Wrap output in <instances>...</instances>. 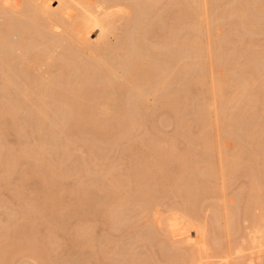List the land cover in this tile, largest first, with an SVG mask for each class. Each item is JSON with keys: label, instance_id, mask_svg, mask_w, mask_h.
I'll return each instance as SVG.
<instances>
[{"label": "bare ground", "instance_id": "obj_1", "mask_svg": "<svg viewBox=\"0 0 264 264\" xmlns=\"http://www.w3.org/2000/svg\"><path fill=\"white\" fill-rule=\"evenodd\" d=\"M54 1L56 2V0H54ZM70 1L69 0H61L60 3L62 5L66 6L67 5L66 3L69 4ZM161 1H163V0H96L95 4L97 6L94 7V9L91 11V14L89 16L86 14L82 15V13L78 14V15H80L78 17L79 18L78 24H79V21H81V20L83 21V23H84V21L86 22V20L88 22L87 18H89V17H93L94 20H93V18L89 19V20H92V22L93 21L94 22L93 23L90 22L89 25H86V27H82L81 30L78 27L79 30L78 31L76 30V33L74 34V31H75L74 29H73V33H71V31L67 30L68 28H66V26H65V25H67L66 23L68 21L66 22V19H64V18H57V16H59L57 14H55V15H57L56 18H53L54 16H52L53 19H49V18L45 19L46 17L45 18L42 17V19H41V16H40V18L38 17L39 16L38 15L39 13H37V12H39L38 10L42 11V9L44 10L45 7H47V6L49 7V5L52 4V3L50 4L49 0H5V1L0 0V77L3 78V80L1 79L2 80L1 86H3L2 90L4 92L3 94H5V95L11 96L12 94H14L15 96H17V94L14 92L21 94V95H18V96H21L20 99L19 98H18V100L12 99L13 101H10L11 102V103H9L10 106L7 104L8 105L7 107H4V106L2 107L3 104L1 105L2 108L0 107V119L5 118L6 116H10L12 119H8V120H10V121L13 120L15 122V121H17L16 119L18 117L19 112H21V110H24V112H27L28 114H32V115L34 114V116H32V117L35 120V126L37 128L38 133H41L42 135H44L43 132H45V133L49 132V133H47V137H48V138L46 137L47 140L48 139L52 140L51 138H53L54 142H55V139L58 140L59 136L60 137L64 136L69 141L72 137H74L75 134H73V133L76 130L77 131L78 130H81V131L82 130H85V131L86 130H93L92 132H94V134L98 133L100 137L104 136L103 139L105 138V140H106L105 136H107L106 134L108 131L107 130V126H108L107 124H109L108 122H111L110 121L111 119H113V118L115 119L116 116L118 118H123L124 115L125 116L128 115L129 119H132V120L134 119L133 122H135V124L134 123L133 124L136 126V123L140 119H135V118H137L139 116H140V118H142L141 116L145 112L148 111V109L150 107H148V108L144 107L147 105V103L145 105H139L138 104L139 107L138 106L136 107V105L132 104V102H134V100H137L139 98L138 95H139L140 91L142 94L144 92L143 95H145V96L148 94L147 98L151 102V104L153 102H155V103L161 102L162 103L163 100L166 101V102H163V103H166L165 106L169 110H171V112L174 116L178 117L177 116L179 114L178 110H179V108L181 110L180 106L183 102H185V100H186L185 96L187 93L186 94L185 93L179 94V92H178L175 94V97H173V98H170L169 94H171V91H172L174 85H176V86L177 85H184V83L188 82L187 81L188 76H189L188 67H190L189 66V60H191L190 57L193 59L191 64L196 63L197 59H199V58L201 59V57H202V56L201 57L199 56V53H202L203 58H204V54L206 52H208L207 51L209 49L208 47H211L212 45H209L210 44L209 42H205L206 40H209V39L199 38L200 35L198 34V32L197 33L193 32L199 28L198 27L199 24H198V26H195V23L197 25V21L201 22L202 19L201 20H199V19L202 18V16L198 17L199 19L194 18V20H196V19H198V20L197 21L192 20L195 23L192 22L194 25L193 24L191 25L189 22V17L191 18L195 11H193V12L189 11L190 8H188V6H187V1L183 0V2H180V3L178 2L177 4H174L173 7L170 6V8L172 7V9L169 10V12H170L169 15L172 16V17H170V20H172L174 22V23H171L172 21L170 22L171 24H173V25H171L172 26L171 27V29H172V32H171L172 37L171 38L172 39L169 40L170 41L169 43L167 42L168 43L167 45L166 44L164 45L166 47L167 51L166 52L163 51V52H161V54H159V56H155L149 48V43H147V40H148L147 36L149 34L148 33L149 31H151L152 29L155 30V28L157 29V27H152L150 25L151 24L150 22H151L152 18L154 19V17H156L157 12H155V11H157L156 10L157 5H160ZM203 1L201 2V0H200L202 5L204 3ZM84 2H87V0H85ZM90 2L92 3L91 0H90ZM93 2H94V0H93ZM205 2H207V1H205ZM241 2H242V0H241ZM252 2L250 0H248V3H246L247 6H248V4L251 5V3L254 4V9H256L257 16L260 15L261 17H264V0H253ZM87 3H89V2H87ZM87 3L85 4V6L87 5ZM192 3L191 4L193 7L195 3L194 2H192ZM199 3H198V6L200 5ZM73 4H70L71 7L74 6ZM235 4L237 5L236 2H235ZM75 5H76V3H75ZM88 5L90 8H93L92 6H90V3ZM202 5H200V6L202 7ZM229 5H227L226 8ZM232 5L234 6V3ZM232 5L229 7H232ZM195 6H197V4ZM200 6L198 8H201ZM251 6L248 9L249 15H251L249 12L251 10H253V9H250ZM159 7H161V6H158V8ZM242 7L243 6L239 7V8H241V10H239V8L236 7V8H238V10L233 9V13H232V11H230L231 15L234 16L236 14V16L239 15L241 17L246 15V17H247V14H246L247 11H245V9H242ZM65 8L67 9L70 7L69 6L63 7V9H65ZM218 8H220V7H218ZM245 8H248V7L245 6ZM61 9H62V7H61ZM47 10L49 11V9H47ZM45 11H46V9L44 10V12ZM51 11H52V9H51ZM197 11L200 12L201 9H197ZM220 11H221L220 13L222 14V10H220ZM226 11H227V9H226ZM70 12H71V9H70ZM81 12H82V10H81ZM85 12H87V9L85 10ZM191 12H192V16H189V14H191ZM89 13H90V11H89ZM202 13H203V11H202ZM220 13H219V15H220ZM59 14H62V12H60ZM67 14H69V12ZM71 14L73 15V13H71ZM48 15H51V13L47 14V17H48ZM209 16H211V15H209ZM222 16L224 17V15H222ZM260 16L258 17L259 19H260ZM73 17L75 19L76 15L75 16L73 15ZM226 17L227 16H225V18ZM254 17H255V15H254ZM69 18H72V17H69ZM217 18H219V17H217ZM244 19H242V21ZM248 19H250V17ZM221 20H222V18L220 17V21ZM249 21L252 22V19ZM76 22H77V20H76ZM153 22H154V20H153ZM245 22H246V20L243 21V23H245ZM255 22L252 23L254 26H256V24H254ZM260 22L261 21H258V25L260 24V26H261V24L264 22V18H263L262 23H260ZM247 23H245L244 25H246ZM69 24L72 26L74 23L70 21L68 23V25ZM123 24H124V26H123ZM161 25H163V24H161ZM200 25H201V23H200ZM238 25H240V24H238ZM241 25H242V23H241ZM249 25L251 26V24H249ZM51 26L52 27L54 26L53 29ZM83 26H85V25H83ZM125 26H126V30L124 31V33H125L124 34L122 32V30H124ZM191 26H193V27H191ZM194 27L196 28L195 30H194ZM262 27L263 28L261 30H264V26H262ZM192 28H193V31H190V29H192ZM207 29H208V27H207ZM245 29H246V27H245ZM247 29H249V28H247ZM118 30H121L122 34H124L123 36H121V38L123 37V39L121 40V38H120L117 41V38H116V42H114L115 45H114V47H111V48L122 51L123 55L119 56L117 59H114V57L107 59L106 57L104 58L102 56L104 58L102 60H101L100 55H99L98 57L100 58V60H97V62L93 61L94 63H92V62L87 63L85 61V59L86 58L89 59L87 56L88 55L90 56L91 54L92 55L90 57H93L92 52H94V51H91V49H90L91 47H89L92 45H89V46L83 45L85 39L88 38L87 40H89L91 37H94L96 40V48H97V50H95V51H100L101 49L102 50L105 49L107 51V49H106L107 46L112 45L111 44L112 42H110L111 38L112 37L114 38V35H117L116 32ZM133 30H134V32H133V34H131V31H133ZM220 30H221V28H220ZM97 31L100 32V34L98 33L99 34L98 36L95 35V33ZM53 32H55V33H53ZM155 32H156V30H155ZM203 32H205V29H203ZM13 33L14 34L17 33L20 35V38L15 37V39H14L15 41L16 40L18 41V42L16 41L17 43L14 40L12 42L10 41V40H12L11 37L13 36L12 35ZM237 33H239V32H237ZM255 33H256V31H255ZM53 34H54V36H53ZM55 34H57L59 36H56ZM249 34H250V32H249ZM262 34L263 33H261V35ZM157 35H158V33H157ZM192 35H193V37H192ZM9 36H10V38H9ZM55 36H56V38H55ZM133 36H134V38H133ZM208 36H209V34H208ZM245 39H247V38H245ZM91 40H93V39H91ZM113 40L115 41V39H113ZM202 42H205V44L204 43L202 44ZM94 43H93V45H94ZM108 43H110V44H108ZM206 43L207 44L209 43L208 46H206L207 48L204 46V45H207ZM90 44H91V42H90ZM94 46H92V47H94ZM164 46H162V47H164ZM229 46H230V44H229ZM37 47H38V50H37L36 54L34 53L35 54L34 57H32L30 59L29 58V57H31V55H30V56H28V61H25L24 57L27 54H31L32 50L36 51L35 48H37ZM191 48H193L192 49L193 52L196 51V53L198 54L196 56H199V57H197L196 61L194 60L195 54H194V57H192L191 54L190 55L188 54L189 59L187 58V53H189L188 51ZM220 48H221V46H220ZM56 49H59L61 51L58 50L55 53ZM205 49H207V50H205ZM108 50H109V48H108ZM110 50H112V49H110ZM117 50H115V51H117ZM161 50H164V49H161ZM192 50H190V53L192 52ZM204 50L206 51L205 53L202 52ZM106 51H104V52H106ZM57 52H58V55H57ZM89 52H91V54H89ZM102 53L103 52H101V54ZM110 53L112 55L113 52H110ZM94 54H95V52H94ZM114 54H115V52H114ZM222 54H224V53H222ZM263 54H264V51H263ZM257 55L255 58L258 57ZM208 56H210V55H207V57ZM254 56H255V54H254ZM98 57H97V59H98ZM157 57H161L160 61H162V60L163 61L159 62L157 60V62H159V63H156V59H158ZM205 57H206V54H205ZM261 57H262V55H261ZM261 57H259V59ZM26 58H27V56H26ZM203 58H202V60H203ZM210 58H208V59H210ZM244 58H246V57H244ZM74 59H75V61H74ZM90 59H92V58H90ZM200 59H199V62L201 63L202 60L200 61ZM251 59H253V58H251ZM262 59L263 58H261V60ZM14 60H18L17 61L18 64L20 61V64L18 67H13V65L11 64L12 61H14ZM57 60L62 61V64L59 66H63V67H60V69L62 70L65 67L63 70L66 69V72H64V71L62 72L59 70V72H56L57 74L53 73V74L49 75L47 78L44 77L43 79H41V81L39 83H38V81L37 82H34V81L33 82H29V81L25 82V79H24L23 84L18 83L21 86L16 84L17 83L16 80H18V78H20L19 75L22 74V76H24L23 74L25 72H29V70L31 69V67H33V65L40 64L41 65L40 67H43V66L46 67V66L51 65L54 61H57ZM92 60H94V58ZM95 60H96V58H95ZM212 60H213V58H212ZM253 61H251V62H253ZM246 62H245V64H246ZM160 63L161 64L163 63V65H161ZM249 63L250 62L248 61V64ZM196 64L199 65V63H196ZM239 64H240V62H239ZM245 64L243 65V67H245ZM262 64H264V62H262ZM16 65H17V63H16ZM254 66L256 67L257 64L255 63ZM203 67L204 66H202V68ZM263 67L264 66H262V68L259 70L256 68V70L259 72H257L255 70V72L253 71L254 72L253 73L251 71L253 74L252 75L250 74L249 78H246L244 81L242 80L241 81L242 83L239 82L241 84L237 85V89H238L237 91L242 92L243 94L246 92L249 94L248 91H252L259 84V82H257V81H259L257 74L261 76L262 86H264V68ZM189 69H191V68H189ZM229 69H231V68H229ZM247 70H248V68H247ZM256 72H257V74H256ZM75 73L78 74L77 78H74V76L76 75ZM25 74H27V73H25ZM200 77H199V79H196L198 85H201L207 81V80H205V78H202L203 76L201 78ZM215 77H216V75H215ZM35 78H37V77H35ZM71 78L74 80H72ZM208 78L209 77H207V79ZM209 80H208V82H209ZM216 80H218V79H216ZM22 81H23V79H22ZM220 81H221V79H220ZM79 85H82V86L79 87ZM213 85H214L215 89L212 86L213 87L212 89H214V91L213 92L210 91V92H212L214 94H213V96H211V97H213L211 102H213V104H214L215 100L218 98V102L222 105V106L221 105L218 106L219 103L216 102L217 106L219 107V108H217L218 110H221L222 109L221 107L227 106V108H228V106H231L230 104L236 103V100L232 99V98H234V96L233 97L231 96L230 97L231 99H228L226 97V95H224L225 94L223 91L224 90L223 89L224 84L217 82L215 84L213 83ZM229 85H231V84H229ZM259 87H261V86L259 85ZM142 88H144V89H142ZM212 89H210V90H212ZM228 89H229V86H228ZM239 89H241V90H239ZM150 91H151V95H150ZM256 91H257V89H256ZM215 92H216V95H215ZM154 93L156 94V96L153 95ZM160 93H161V95L163 94L162 97H160L157 100H154L153 96L158 97L157 95ZM208 94L210 95V93H208ZM239 94H241V93H239ZM256 94H257V92H256ZM260 94H261V91H260ZM5 95H3V96H5ZM145 96H144V98L142 97L143 100L145 99ZM258 96H259V93H258ZM258 96H256V97H258ZM262 96H264V95H262ZM6 97L7 96H5V98ZM211 97H210V100H211ZM248 97H249V100H251L250 102H252V104L249 102L250 105H253L258 101H262V103H260V104H263V101H264L263 99L258 100V98H255V96H251V97L248 96ZM12 98H15V97L13 96ZM203 98H204V96H203ZM9 99L10 98L8 96V100ZM142 99L138 100L136 102L140 103L139 101H141V103H142ZM0 101H1V98H0ZM161 103H159V104H161ZM247 103H248V101H247ZM162 105L164 106V104H162ZM162 105H160V106H162ZM240 105H242V104H240ZM256 106H258L257 103H256ZM64 107H68V111H65L66 108H64ZM240 107L241 106H238V105L236 106V108H238V110L241 112L242 107L241 108ZM246 107H247V105H246ZM260 107H261V105H260ZM61 109L63 110L62 112H60ZM214 109H215L214 112H216V107ZM250 109H251V107H250ZM262 109L264 110V108H262ZM225 110H226V108H225ZM234 110H235V107H234ZM238 110H237V112L236 111L235 112L238 113ZM254 110L256 111V109H254ZM142 111L144 112L143 114H141ZM223 111L224 110H222V112ZM229 111L232 113L233 116L235 115V114H233L234 112H232V110H229ZM118 112L120 114H118ZM256 112H259V114H261L260 110L259 111L257 110ZM212 113H213V111H212ZM226 114H229V113L226 112ZM245 114L250 115L248 113H245ZM145 115L146 114H144V117H145ZM247 115H244L245 116L244 118L248 119ZM252 115L256 116L257 114H252ZM215 116H218V115L215 114ZM237 116L239 117V114ZM237 116L235 117V119L237 118ZM228 117L229 116H227V118ZM7 118H9V117H7ZM201 118H204V117H201ZM240 118L241 117H239L238 119H240ZM244 118L242 117V120H240V121H243ZM252 118H255V117L253 116ZM252 118L249 121V129H250V127L254 126V127H252V130L247 129V127H248L247 123H246L247 127L245 126L246 128H244L242 126L244 123L241 122L242 123L241 126L238 125V123L240 124V121L238 119H237L238 123L234 120L233 121L235 122V124L237 123L235 125V127L239 126V127L244 128V130L247 129L248 131H251L250 134H249V132H247V130L244 131L246 133V135L251 136L252 139L255 138V136H256V138L260 137L259 139H261V141H262V138H263L262 135L264 136V112H262L260 117L257 119V120L260 119L262 122L260 120L257 121L256 120L257 117L255 118V120L258 123L260 122L261 124L256 125L257 122L254 119L252 120ZM178 119H180L182 126H184L186 124L185 120L183 119V115L180 116ZM3 120H5V119H3ZM28 120H29V118H28ZM211 120H212V118H211ZM211 120L209 119V121H211ZM213 120H215V119H213ZM222 120H227V119L224 118ZM228 120H229V118H228ZM228 120L225 124H228L231 122L230 125H232L234 123V122L232 123V118L229 120V122H228ZM251 121L254 122L255 125L253 123V125L251 126V124H252ZM124 122L126 123V121H124ZM192 122H194V121H192ZM250 122H251V124H250ZM31 123H33V122L31 121ZM118 123H120V122H118ZM133 124H131L130 128H132V126H134ZM225 124L222 125L223 127H221L220 129L226 127ZM16 126H18V125H16ZM35 126H34V131H35ZM120 126L122 127V123ZM128 126H129V124H128ZM211 126H213V125H211ZM31 129L32 128H30V130ZM109 129H110V127H109ZM137 129L138 128H136V130ZM227 129H225V131ZM121 130H122V128H121ZM132 130L130 129V132ZM125 131H127V129ZM241 131H243V129ZM222 132H224V131H222ZM90 133L88 131V133H85V134L89 135ZM111 133H113V132H111ZM116 133H118V132H116ZM135 133L138 134L137 131L134 132V134ZM236 133H238V132H236ZM108 134H109V132H108ZM113 134H115V132ZM128 134H130V133L128 132ZM228 134L229 133H226L225 135L227 136ZM257 134H259L261 136H259ZM48 135H50V137ZM223 135H221V136H223ZM238 135H240V134H236V136H238ZM90 136H92V135H90ZM119 136L120 135L118 134V136H116L117 137L116 139H118ZM125 136H128V135L125 134ZM125 136H124V138H125ZM202 136H204V135H202ZM226 136H224L225 139H226ZM97 137H96V139H97ZM132 137H133V133H132ZM241 137H242V135H241ZM245 138H247V136ZM76 139L78 140V138H76ZM98 139L100 140L101 138H98ZM242 139L244 140V136ZM59 140H61V139H59ZM72 140H74V139H72ZM97 140H96V142H97ZM105 140H104V142H105ZM214 140H212V141H214ZM43 141L45 143V139ZM62 141H63V139H62ZM68 141H65V142H68ZM113 141H114V138H113ZM205 141H206V138H205ZM216 141H217V139H216ZM235 141H236V139H235ZM252 141L255 142V140H252ZM257 141H260V140H256V142ZM73 142H71V143L69 142L70 145H72ZM96 142H95V144H97ZM244 142H245V140H244ZM247 142H249V141H247ZM254 142H253V144H255ZM263 142H264V140H263ZM44 143H42V144H44ZM110 143H112V142H110ZM119 143H121V141H119ZM88 144L90 145V143H88ZM99 144L101 145V143H99ZM115 144H117V143L114 142V144H112V145L115 146ZM196 144H197V142H196ZM241 144L243 145L244 143H241ZM251 144H252V142H251ZM62 145H64V143ZM77 145H80V144H77ZM245 145H247V144H245ZM248 145H250V144H248ZM256 145H258V144H256ZM262 145H264V144H262ZM262 145H261V147H262ZM58 146H59V144H58ZM114 146H112V147H114ZM120 146H119V148H120ZM133 146H135V145H133ZM253 146L256 148L255 145H253ZM253 146H252V148H253ZM42 147H44V146H42ZM110 147H108L109 149H107V150L105 148H102V149H104V150H106V152H108L109 150L111 151ZM155 147H157V146H155ZM164 147H165V145H164ZM258 147H257V149H258ZM114 148H116V147H114ZM114 148H112V150ZM136 148H139V147H136ZM214 148L218 151H215V150L214 151H208L209 149L206 152L203 151V153L201 151H199V152H201L200 153L201 154V156H200L201 161L204 163L203 167L197 165L196 161L198 159L193 161V164H192L193 159L189 158V155L191 153L190 149H189V151H185V152L184 151H174V149H175L174 148L173 151H172V149L171 150H165V149L163 150L162 149L158 152L156 150L155 151L152 150V152H150V151L141 152V153L134 152V153H132V155L128 154L129 155L128 158L130 159L131 166L128 168L127 173L125 171V169L127 167L124 168V171H125L124 174H126L124 180H121L123 177L119 180L120 177L117 178L116 175H114V173H113V169L115 168L113 165H114V162H117V161H114L113 165L110 164V166H109V164H108L110 157L111 156L114 157V155L117 154V153H115L116 151L113 152L114 155H111L110 157L107 156L108 154H106L104 152L106 154V158L109 157L108 163L106 162L108 164V165L106 164L108 166V169L106 171H103L106 169V166L103 165L105 169L101 170V172H104L103 174L106 175L104 179L109 181L110 185L109 184L108 185H109V188L111 186V188H110L111 191H110V193H106L104 191L105 188L102 189V188H100V186L98 187L97 185L91 186L93 191H95V192L97 191V193L98 192L101 193V191H104V192H102V193H104V195H103L104 199L102 198L104 201L101 199L103 202V204H102L103 208H102V205L101 206L97 205L98 200L96 201V205H94V206H98L97 208H95L96 214L100 213L99 211H96L98 208H100V207H101V209L105 208L104 209L105 213L103 212V210H101L102 215L104 214L103 217H105L104 222L107 221L111 225H113L114 223L116 225V223L120 220L121 216H123L125 214L124 213L123 215H121V213H123L122 208L124 206L127 207V205L129 206L131 204L132 205L131 207H133L131 209H134V210L136 209L137 210L136 215L140 216L137 218H135L136 216H134V218H135L134 220L137 221V219H138L139 221H144L143 225H145V226H147L149 224L152 225V227L148 226V229H150V231L147 229V231L143 230V231H145V233L139 232L138 235L140 236V238L142 237L145 240L144 241H142L143 239L140 240L141 245H136L135 251L138 250L136 252V254H138L139 248H143V250L145 249V251L147 250V252H150L151 248H153V249H155V253L158 256L157 259L160 261V264H162V263H164V264H264V152H263L264 150L263 151L261 150V152H260V151H257V149H256V151L254 150L253 152H249L250 148H249V150H245L244 147H241V148H244L245 151H248V153H245V154L249 155V153L250 154L252 153L251 156L246 157V155H244V152H242V150L240 151L239 149H237L239 151L231 152V154L227 155L224 151H222V149L220 151L219 148H216L215 143H214ZM48 149H50V148H48ZM93 149L96 150L95 147H93ZM204 149L206 150V148H204ZM246 149H247V147H246ZM4 150H5V148H4ZM67 150H65V151H67ZM126 151H127V149H126ZM129 151H131V150H129ZM145 151H146V149H145ZM27 152H25V153L21 152V153L22 154L24 153V155H25ZM48 152H50V151H48ZM58 152L60 153V151H58ZM92 152L93 151L91 150V153ZM95 152H97V150ZM98 152H97V154L95 153V155H97L96 158L98 159L99 156H101V159L99 158V160H102L104 153L102 155L103 151L102 152L100 151L101 152V155H100ZM131 152H133V151H131ZM193 153H196V151H194ZM214 153H215V155H214ZM92 154H90V155H92ZM10 155H12V154L10 153ZM60 155H61V153H60ZM95 155L94 156L92 155V156L95 157ZM125 155H126V152H125ZM196 156H197V154H196ZM65 157H67V156H65ZM115 157H116V155H115ZM198 158H199V156H198ZM97 159L95 160V158L94 159L92 158V160H95V161H97ZM113 160H114V158H113ZM88 161H90V160H88ZM88 161H87V163H88ZM80 162L82 163V161H80ZM93 162L94 161H92V164H95ZM102 162H104V161H102ZM102 162H101V165L103 164ZM127 163H128V161H127ZM9 164H12V163H9ZM83 164H85V163H83ZM115 164L117 165V163H115ZM119 164H118V166H119ZM97 165H99V167L96 166L94 168H96L98 171L99 168L101 169V166H100V163ZM92 166L93 165L90 166V169L92 168ZM5 167H7V166H5ZM34 167H32V168H34ZM112 167H113V169H112ZM28 168H30V167H28ZM38 168H39V166H38ZM18 170H19V167H18ZM86 170H87V168H86ZM27 172H28V170H27ZM99 172L100 171H98V174H99ZM101 172H100V174H101ZM89 173H92V172H89ZM115 173H117V172H115ZM103 174H102V176L104 177ZM34 175H36V174L33 172V169H32V171H30V173H25L23 180L21 179L22 183L20 186L22 188H24L23 186L26 185V182L29 179H31L32 177H34ZM58 176L60 177L61 175H58ZM62 176H64V175H62ZM98 176L100 177V175H98ZM102 176H101V178H102ZM119 176H120V174H119ZM121 176H123V175H121ZM59 177H58V179H61ZM94 177H93V179H94ZM7 178H9V177H7ZM47 178H46V176L40 177V179H42V181L44 183L42 196L44 199H46L45 201L47 202V205L49 204L48 208H50V205H51V207H52L51 213H52L54 219H55V217L56 218L57 217L63 218L62 216L65 214H66V216H67V214H71V212H73L72 207H74V206L76 207L77 205H74L75 203L73 204L74 206L71 205L72 203L67 204L68 202H67L66 198L65 199H66L67 203H65L63 200V195H64L62 193L63 190H58L56 180H55V182H54V180H52L54 177L51 180H49ZM108 181H106V182H108ZM39 182H41V181H39ZM94 182H96V180H94ZM233 182L235 183V186H233V188L235 187V197H234V199H232V197L234 195L233 196L231 195L232 196V197H230L231 199L229 198V199L225 200V202H224L223 200L227 196H230V194H231L230 190L233 189V188L231 189ZM41 186H42V184H41ZM107 186H106V189L108 188ZM58 187H59V185H58ZM82 189H84V188H82ZM65 190H66V188H65ZM93 191H91V192H93ZM100 193L97 196H101L102 194H100ZM92 194H94V192ZM105 195L108 197V199L105 198L106 197ZM39 196H40V194H39ZM39 196L37 197L38 201H34L35 202V208H37L36 203L40 204ZM82 196H84V197L80 196V198H82L83 201L85 202V200H84L85 195L82 194ZM221 196H222V198H224L223 200L221 199ZM37 198H36V200H37ZM88 198H89V195H88ZM91 198H90V200H91ZM96 198H101V197L95 196V198H93V199L96 200ZM105 200H107V201H105ZM217 200H220L223 203H221V202L218 203V202H216ZM77 201H78V199H77ZM78 202H76V204ZM99 202L101 204V201H99ZM90 203H89V205H90ZM42 204H44V202H42ZM94 204H95V202H94ZM45 205H46V203H45ZM47 205H46V207H47ZM40 206L41 205H39V208H37V209L40 210ZM94 206L92 207L93 209H94ZM79 208H80V206H79ZM46 209L47 208H45V211H46ZM77 209H78V207L76 209L74 208L75 211ZM126 209L128 210V208H126ZM43 210L41 211V213H43ZM47 211H48V209H47ZM129 211H130V209H129ZM91 212H92V209H91ZM47 213H49V212H47ZM92 213H94V211ZM96 214L94 213L95 216H96ZM75 215H76V213H75ZM94 215H93V217H94ZM43 216H46V214L45 213L43 215L40 214V218ZM50 216H51V214L49 215V217ZM175 216H178V217H175ZM69 217H72V216H69ZM97 217H95V219H98ZM125 217H127V216H124V219H126ZM128 218H129V216H128ZM66 219H68V218H66ZM122 219H123V217H122ZM45 220H47V219L45 218ZM56 221H58V219ZM93 221H94V219H93ZM45 223H47V221H45ZM60 223H61V221H60ZM131 223H133V220ZM108 225H106V226L108 227ZM140 225H141V223H140ZM68 226H70V224ZM86 226H87V224H86ZM121 226H119V227H121ZM128 226H129V223H128ZM139 226H137V227H139ZM31 227H32V225H31ZM57 227L59 228L58 225H57ZM57 227L55 226L54 228L56 229ZM119 227H118V229H119ZM125 227H127V226H125ZM110 228H112V227L110 226ZM124 228H122V230H124ZM107 229H109V227ZM135 229H136V227L135 228L133 227V230H135ZM32 230L34 231V229H32ZM32 230L30 229L29 231H32ZM66 230H67V228H66ZM139 231H140V229H139ZM34 232H30L31 233L30 235L33 236L32 233H34ZM128 232L130 234V231H128ZM13 233H15V232H13ZM13 233H12V235H13ZM107 233H108V231H107ZM151 233L153 234V236L150 237L149 235ZM191 233H194L195 237L191 236ZM30 235H28V236H30ZM133 235L134 234H132V236ZM9 236H11V234ZM23 236H25V235H23ZM31 236H30V238H31ZM124 236H126V235H124ZM16 237H18V236H16ZM16 237H14V238H16ZM149 237L150 238L153 237L152 238L153 241L150 240ZM11 238L12 237H10V239ZM11 240H13V239H11ZM132 240H134V238ZM132 240L130 242H132L134 244L137 242V240H136V242H134ZM19 241H21V240H19ZM25 242L26 241L22 242L24 244L14 243L15 244L14 245V244H11V242L8 239L4 243H1L0 244V251H3V249H7V250H4V252H3V254L5 253L7 255L5 257V259H4V257H3L4 260L0 259L1 261H4L2 263L3 264H10L11 260L15 256H17L18 254H20L21 251H23V250L24 251L27 250L28 253H30L32 256H34L33 258H35V260L37 259V261L44 263V260H45L44 258H48V257H46V256L44 257V255H46V253L44 251H40L39 248L41 246L36 249L37 246L36 247L32 246L34 244H32L31 242L30 243L32 245H29L30 243L25 244ZM45 243H47V242H45ZM132 243H130V245ZM121 244H123V243H121ZM96 245L97 244L95 243V241H91L89 243V247L91 248V250L93 251V254H94V255L91 254L90 256H91V258H93V260H95V264H100V262H101L100 256L101 255L99 256V252L97 251ZM126 247H128V245ZM129 248L130 247H128V250H127V248H123L124 250L122 249L123 250L122 251L123 254L121 253L123 256V259L121 256L122 264H150V260L152 258V256H150V254L142 253L143 251L140 250L139 253H141V254H139L137 256L134 253V249L132 250L131 248L130 249ZM125 249H126V251H125ZM46 250H47V248H46ZM115 251L114 252L112 251V253L114 254ZM119 252H121V251H119ZM55 253L56 252H54V254ZM1 254L2 253L0 252V257H1ZM5 254H4V256H5ZM18 257H20V256H18ZM108 258H109V256H108ZM67 263H70V262H67ZM151 263H153V262L151 261ZM154 263H155V261H154ZM24 264H25V262H24ZM30 264H33V262ZM38 264H40V263L38 262ZM113 264H116V263H113ZM155 264H157V263H155Z\"/></svg>", "mask_w": 264, "mask_h": 264}, {"label": "rangeland", "instance_id": "obj_2", "mask_svg": "<svg viewBox=\"0 0 264 264\" xmlns=\"http://www.w3.org/2000/svg\"><path fill=\"white\" fill-rule=\"evenodd\" d=\"M5 1V0H4ZM60 1L61 0H56V2L54 1V0H49V2H50V4L52 5H49V7L47 6V7H45V9H46V11L44 12V10L42 9V11H40V10H38L39 12H37V13H39L38 15V17L40 18V16H41V19H42V17H46L45 19H47V18H49V19H53V18H56V16L57 15H59V16H57V18H64V19H66V24L67 25H65L66 26V28H68L67 30H70L71 31V33H73V29L75 30L74 31V34L76 33V30L78 31L79 29L81 30V28L82 27H86V25H89V23L90 22H92V20H89V19H92L93 17H89V18H87L88 19V22H87V20H86V22L84 21V23H83V21L81 20V21H79V24H78V20H79V16L80 15H78V14H81L82 13V15H90L91 14V11L94 9V7H96L97 5L95 4L96 2V0H94V2H93V0H91L92 1V3L90 2V0H87V2H89L90 3V6H92L93 8H90L89 7V3H87V2H84L83 0H69L70 2H69V4L68 3H66L67 5L65 6V5H62L61 3H60ZM73 1V2H72ZM164 1V2H163ZM163 1H161V4L160 5H157V11H155V12H157L156 14V17H154V19L152 18L151 19V26L152 27H157V29L155 28V30H156V32H155V30L154 29H152L151 31H149L148 33V36H147V39L149 40H147V43H149V48H150V50L153 52V54L155 55V56H159V54H161V52H163V51H167L166 50V47L164 46L165 44L167 45L170 41L169 40H171L172 38V29H171V25H173V24H171V23H174L172 20H170V17H172L171 15H169L170 14V12H169V10H171L172 9V7H173V5L174 4H177L178 2L180 3V2H183V0H163ZM175 1V2H174ZM187 1V6H188V8H190L189 9V11H195L194 13H193V16H192V12H191V14H189V16H192L191 18L189 17V22H190V24L192 25L193 23H195V22H193L192 20H194V18H198V17H200V16H202V18H198L199 20H201V22H198L197 20L198 19H196V20H194V21H197V25H196V23H195V26H198V24H199V28L196 30V31H193V28L192 29H190V31H193V32H195V33H197L198 32V34L200 35V37L199 38H203V39H209V40H206L205 42H209L208 44L209 45H212L211 47H208L209 49L207 50V49H205V50H207L208 52H206L205 50L204 51H202V52H206L205 54H206V57H205V54H204V58H203V55H202V53H199V56L201 57V59H200V61L202 60V58H203V62L201 61V63L199 62V59H197V57H199V56H196V55H198L197 53H196V51L195 52H193V48H191V49H189V53H187V58L189 59V56H188V54L190 55H192V57H194V54H195V61H196V59H197V61H196V63H199V65L198 64H196V63H193V64H191L192 63V61H193V59L190 57V59L191 60H189V66L190 67H188V72H189V76H188V82H186V83H184V85H174V87H173V89H172V91H171V94H169V96H170V98H173V97H175V94L176 93H178L179 92V94L180 93H187L186 94V100H185V102H183L182 104H181V110H180V108H179V114L177 115L178 117H176V116H174L173 114H172V112H171V110H169L166 106H165V104L166 103H163V102H166V101H162V103L161 102H157V103H155V102H153L152 104H151V102L148 100V98H147V95L145 96V95H143L144 94V92H143V94L141 93V91H140V93H139V95H138V97L140 98H138L137 100H134V102H132V104H134V105H136V107L138 106V104L139 105H145L146 103H147V105L146 106H144V107H150L149 109H148V111L147 112H141V114H146L145 115V117H144V114L141 116L142 118H140V116L139 117H137V118H135V119H140V120H138V122L136 123V126L134 125L135 124V122H133L134 121V119L132 120V119H129V117H128V115L127 116H125L124 115V119L123 118H118L117 116L115 117V119L113 120V119H111L110 121L111 122H108L109 124H107L108 126H107V136H105L106 137V140H105V138L103 139V137L104 136H99V134L98 133H95L94 134V132H92L93 130H76L73 134H75L74 135V137H72L69 141H68V139H66L64 136H62V137H60L59 136V139H61V140H57V139H55V142H54V139L53 138H51L52 140H47L46 139V137H47V133H49V132H43V134L44 135H42L41 133H38L37 132V128H36V126H35V120L33 119V117L32 116H34V114L32 115V114H28L27 112H24V110H21V112H19V114H18V117H17V121H10V120H8V119H12L10 116H6L5 118H3V119H5V120H3L2 118L0 119V244L1 243H4L5 241H7L8 239H9V241L11 242V244H14V243H17V244H21L22 242H24V241H26L25 242V244H28V243H32V244H34V245H32L31 243L29 244V245H32V246H37L36 247V249L38 248V247H40L39 249H40V251H44L45 253H46V255H44V257L46 256V257H48V258H44L45 260H44V263L43 262H40V261H37V259L35 260V258H33L34 256H32L30 253H28L27 252V250L26 251H21V253L20 254H18L17 256H15L12 260H11V262H10V264H24V262H25V264H30V263H32L33 262V264H38V262L41 264H95V260H93V258H91V254H93V251L91 250V248L89 247V243L91 242V241H95V243L97 244L96 246H97V251L99 252V256H100V260H101V262H100V264H113V263H116V264H122V259H123V256H122V254H123V248H127V250H128V247H130L132 250L134 249V253H135V255H139V254H141V253H139L140 252V250H142L141 252L142 253H146V254H150V256H152V258H151V260H150V264H153L154 263V261H155V263H157V264H160V261L157 259V255H156V253H155V249H153V248H151V251L150 252H147V250L145 251V249L143 250V248H139V252H138V254H136V252L138 251V250H136L135 251V247H136V245H141V242H140V240H142V241H144L145 239L144 238H140V236L138 235L139 234V232L141 233H145V231H147V229H148V226L150 227H152V225H147V226H145V225H143V222L144 221H139L138 219H137V221L136 220H134L135 218H137V217H140L139 215H136V213H137V210L135 209H131V208H133V207H131L132 205L130 204L129 206L127 205V207L126 206H124L122 209H123V213H121V215H123L124 213V215L123 216H121V218H120V220L116 223V225H115V223L113 224V225H111V224H109L107 221L106 222H104V219H105V217H103L104 216V214L102 215V213H101V210H103V212L105 213V211H104V209H101V207L100 208H98L96 211H99L100 213L99 214H96V212H95V208H97L98 206H94V205H96V201L98 200V202H97V205H99V206H101L102 204H103V202H102V200L104 199L103 198V195H104V193H102V192H106V193H110V191H111V186H110V188H109V185H110V183H109V181L108 180H106V179H104L105 178V174H103L104 172H101V170H103V169H105L104 168V166H106V169L105 170H103V171H106L107 169H108V164H109V166H110V164H112L113 165V162L114 161H117V162H114V169H113V167H112V169H113V173H114V175H116V177L117 178H119V180L121 179V180H124V178H125V176H126V174H124L125 173V171H126V173H127V170H128V168L131 166V162H130V159L128 158L129 157V155H132V153H134V152H138V153H141V152H148V151H150V152H152V150L153 151H160V150H171L172 149V151H173V149H174V151H189V149H190V152L192 153H190V155H189V158H192L193 160H192V164H193V161H195V160H197L196 161V163H197V165H199V166H204V163L201 161V158H200V156H201V152L203 153V151L204 152H206L208 149V151H218V150H216L215 148H214V143H215V146H216V148H219V150L221 151V149H222V151H224L227 155L228 154H231V152H235V151H241L242 150V152H244V155H246V157H249V156H251L252 155V153L250 154L249 153V155H247V154H245V153H248V151H245V150H249V148H250V150H249V152H253L254 150L256 151V149H257V147H258V149H257V151H260L261 152V150L263 151L264 150V145H262V144H264V142H263V140H264V136L262 135V141H261V139H259L258 137L256 138V136H255V138H251V136H249V135H246V133L244 132V131H246L247 129H249V121L251 120V118L254 116L255 118H256V120L260 117V115L262 114V112H264V110L262 109V108H264V101H263V104H260V103H262V101H258V100H264V96H262V95H264V86H262V82H261V76L260 75H258L257 74V72H259V71H257L256 70V68L259 70V69H261L262 68V66H264V64H262V62H264V54H263V51H264V30H261L263 27L262 26H264L263 24H264V22L262 23V21H263V18L264 17H261L260 15V19L258 18L259 16H257V13H256V9H254V4H252L253 2V0H250L252 3H251V5L253 6H251L250 4H248V6H247V4L246 3H248V0H242V2H241V0H201V2L203 1L204 3H203V5H202V3L200 2V0H186ZM205 1H207V2H205ZM232 1V2H231ZM84 2V3H83ZM192 2H194L195 4H194V6L192 7ZM200 2V3H199ZM235 2L237 3V5L235 4ZM255 2V1H254ZM74 3V4H73ZM75 3H76V5H75ZM87 3V5L85 6V4ZM190 3V4H189ZM192 3V4H191ZM198 3L200 4V5H202V7L201 8H198L199 6H198ZM234 3V6L232 5V4ZM239 3V4H238ZM244 3V4H243ZM250 3V2H249ZM70 4H73L74 6L73 7H71V5ZM82 4V5H81ZM95 4V5H94ZM197 4V6H195ZM211 4V5H210ZM230 4V5H229ZM60 5L61 7H62V9H61V7L58 6ZM165 5V6H164ZM208 5V6H207ZM227 5H229V6H231L232 5V7H227L226 8V6ZM243 6L242 7V9H245V11H247V17L249 18L250 17V19H248L247 17H246V15L245 16H243V17H241V16H239V15H237L236 16V14L233 16V15H231V12L230 11H232V13H233V9H235V10H238V8L240 7V6ZM251 6V8L250 9H253V10H251L249 13L252 15H249L248 14V9H249V7ZM67 6H69L70 8H65V9H63V7H67ZM88 6V7H87ZM158 6H161V7H159L158 8ZM164 6V7H163ZM170 6H172L171 8H170ZM245 6L246 7H248V8H245ZM58 7V8H57ZM206 7V8H205ZM218 7H220V8H218ZM225 7V8H224ZM235 7V8H234ZM236 7H238V8H236ZM52 9V11H51V9ZM57 8V9H56ZM73 8V9H72ZM213 8V9H212ZM215 8V9H214ZM256 8V7H255ZM47 9H49V11L47 10ZM70 9H71V12H70ZM87 9V12H85V10ZM90 9V10H89ZM165 9V10H164ZM197 9H201V11L200 12H198L197 11ZM226 9H227V11H226ZM229 9V10H228ZM69 10V11H68ZM73 10V11H72ZM80 10V11H79ZM81 10H82V12H81ZM208 10V11H207ZM220 10H222V14L220 13L221 11ZM239 10H241V8H239ZM51 11V12H50ZM69 12V14H67L68 12ZM89 11H90V13H89ZM202 11H203V13H202ZM207 11V12H206ZM214 11V12H213ZM256 13H254V12ZM48 12V13H47ZM57 12V13H56ZM60 12H62V14H59ZM75 12V13H74ZM79 12V13H78ZM225 12V13H224ZM227 12V13H226ZM43 13V14H42ZM51 13V15H48V17H47V14H50ZM54 13V14H53ZM71 13H73V15L75 16L76 15V17H75V19H74V17H73V15L71 14ZM89 13V14H88ZM165 13V14H164ZM190 13V12H189ZM218 13V14H217ZM219 13H220V15H219ZM46 14V15H45ZM55 14H57V15H55ZM64 14V15H63ZM161 14V15H160ZM217 14V15H216ZM227 14V15H226ZM71 15V16H70ZM209 15H211V16H209ZM222 15H224V17L222 16ZM254 15H255V17H254ZM52 16H54L53 18H52ZM225 16H227L226 18H225ZM233 16V17H232ZM51 17V18H50ZM69 17H72V18H69ZM217 17H219V18H217ZM220 17L222 18V20L220 21ZM231 17V18H230ZM236 17V18H235ZM254 19H253V18ZM207 18V19H206ZM212 18V19H211ZM229 18V19H228ZM233 18V19H232ZM242 19H244L243 21H245L246 20V22L245 23H247L246 25H244L245 23H243V21H242ZM252 19V22L251 21H249V20H251ZM256 19V20H255ZM76 20H77V22H76ZM93 20H94V18H93ZM153 20H154V22H153ZM254 20V21H253ZM73 22L74 24L71 26L70 24L68 25V23L69 22ZM172 21V22H171ZM209 21V22H208ZM231 21V22H230ZM236 21V22H235ZM256 21V22H255ZM258 21H261L260 23H262L261 24V26H260V24L258 25ZM81 22V23H80ZM94 22V21H93ZM92 22V23H93ZM153 22V23H152ZM171 22V23H170ZM193 22V23H192ZM218 22V23H217ZM235 24H234V23ZM239 22V23H238ZM253 22H255L254 24H256V26H254L252 23ZM200 23H201V25H200ZM232 23V24H231ZM241 23H242V25H241ZM77 24V25H76ZM161 24H163V25H161ZM205 24V25H204ZM214 26H213V25ZM217 26H216V25ZM231 24V25H230ZM234 24V25H233ZM238 24H240V25H238ZM249 24H251V26L249 25ZM82 25V26H81ZM83 25H85V26H83ZM155 25V26H154ZM157 25V26H156ZM168 25V26H167ZM194 25V24H193ZM204 25V26H203ZM209 25V26H208ZM69 26V27H68ZM123 26H124V24H123ZM232 26V27H231ZM235 26V27H234ZM52 27V26H51ZM54 27V26H53ZM53 27H52V29H53ZM71 27V28H70ZM78 27H79V29H78ZM159 27V28H158ZM191 27H193V26H191ZM207 27H208V29H207ZM216 27V28H215ZM239 27V28H238ZM245 27H246V29H245ZM253 29H251V28ZM261 27V28H260ZM210 28V29H209ZM220 28H221V30H220ZM247 28H249V29H247ZM164 29V30H163ZM196 28L194 27V30H195ZM201 29V30H200ZM203 29H205V32H203ZM212 29V30H211ZM126 30V26L124 27V30H122V32L124 33V31ZM135 30V29H134ZM134 30L133 31H131V34H133V32H134ZM200 30V31H199ZM210 30V31H209ZM245 30V31H244ZM262 32H261V31ZM208 31V32H207ZM248 31V32H247ZM255 31H256V33H255ZM122 32H121V30H118L117 32H116V34L117 35H114V38L112 37L111 38V41L110 42H112L111 44L113 45H108L107 46V51L104 49V50H100V51H95V50H97V48H96V40H95V38L94 37H91L89 40H87V39H85V41H84V43H83V45H92V46H94V47H92V46H89V47H91L90 49H91V51H94L95 52V54H94V52H92L93 53V57H90L92 54H91V52H89V54H91L90 56L88 55L87 57L89 58V59H85V61L88 63V62H92V63H94V62H97V60H100V58H101V60L102 59H104L105 57L108 59V58H113L114 57V59H117L119 56H121V55H123V52L122 51H120V50H117V49H113V48H111V47H114V45H115V43L114 42H116V38H117V41H118V39H120L121 38V36H123L124 34H122ZM220 32V33H219ZM237 32H239V33H237ZM245 34H244V33ZM249 32H250V34H249ZM53 33H55V32H53ZM100 34V32H96L95 33V35H99ZM153 33V34H152ZM157 33H158V35H157ZM222 33V34H221ZM234 35H233V34ZM260 33V34H259ZM261 33H263L262 35H261ZM122 34V35H121ZM193 34V33H192ZM197 34V35H198ZM204 34V35H203ZM208 34H209V36H208ZM13 36L11 37V39L12 40H10L11 42L15 39V37H18V38H20V35L19 34H17V33H13L12 34ZM19 35V36H18ZM56 36H59V35H57V34H55ZM194 35V34H193ZM193 35H192V37H193ZM206 35V36H205ZM228 35V36H227ZM237 37H236V36ZM11 36V35H10ZM10 36H9V38H10ZM53 36H54V34H53ZM56 36H55V38H56ZM116 36V37H115ZM120 36V37H119ZM248 36V37H247ZM252 36V37H251ZM254 36V37H253ZM165 37V38H164ZM198 37V36H197ZM210 37V38H209ZM133 38H134V36H133ZM238 38V39H237ZM245 38H247V39H245ZM17 39V38H16ZM91 39H93V40H91ZM113 39H115V41L113 40ZM123 39V37L121 38V40ZM226 39V40H225ZM232 39V40H231ZM91 40V41H90ZM201 40V39H200ZM211 40V41H210ZM229 40V41H228ZM235 40V41H234ZM245 40V41H244ZM15 41V40H14ZM17 41V40H16ZM15 41V42H16ZM91 42V44H90V42ZM120 41V40H119ZM154 41V42H153ZM202 41V40H201ZM204 41V40H203ZM215 41V42H214ZM233 41V42H232ZM241 41V42H240ZM14 42V43H15ZM18 42V41H17ZM16 42V43H17ZM95 42V43H94ZM168 42V43H167ZM205 42H202V44L204 43L205 44ZM87 43V44H86ZM93 43H94V45H93ZM212 43V44H211ZM108 44H110V43H108ZM207 44V43H206ZM208 44L207 45H204L205 47L206 46H208ZM229 44H230V46H229ZM242 45V46H241ZM162 46H164V47H161ZM215 46V47H214ZM220 46H221V48H220ZM108 48H109V50H108ZM207 48V47H206ZM217 48V49H216ZM236 48V49H235ZM256 48V49H255ZM36 49V51H31V54H27L26 56H27V58H26V56L24 57L25 58V61H28V56H30L31 55V57H29L30 59L32 58V57H34V55L36 54V52H37V50H38V47L37 48H35ZM34 49V50H35ZM40 49V48H39ZM93 49V50H92ZM110 49H112V50H110ZM157 49V50H156ZM161 49H164V50H161ZM214 49V50H213ZM228 49V50H227ZM230 49V50H229ZM59 49H56L55 50V53H56V51H58ZM115 50H117V51H115ZM190 50H192V52L190 53ZM210 50V51H209ZM221 50V51H220ZM59 51H61V50H59ZM104 51H106V52H104ZM101 52H103L102 54H101ZM110 52H113L112 53V55H111V53ZM114 52H115V54H114ZM119 52V53H118ZM158 52V53H157ZM160 52V53H159ZM213 54H212V53ZM247 52V53H246ZM256 52V53H255ZM262 52V53H261ZM35 53V54H34ZM61 53V52H60ZM97 53V54H96ZM100 53V54H99ZM105 53V54H104ZM215 53V54H214ZM218 53V54H217ZM222 53H224V54H222ZM235 53V54H234ZM252 53V54H251ZM33 54V55H32ZM104 54V55H103ZM157 54V55H156ZM254 54H255V56H254ZM258 54V55H257ZM56 55V54H55ZM57 55H58V52H57ZM96 55V56H95ZM100 55V58L98 57ZM115 55V56H114ZM207 55H210V56H208L207 57ZM215 55V56H214ZM220 55V56H219ZM256 55L258 56L257 58H255L256 57ZM261 55H262V57H261ZM104 58H103V57ZM237 56V57H236ZM254 56V57H253ZM97 57H98V59H97ZM211 57V58H210ZM215 57V58H214ZM220 57V58H219ZM244 57H246V58H244ZM259 57H261V58H263L262 60H261V58L259 59ZM90 58H94V60H92V59H90ZM95 58H96V60H95ZM158 59H156V63H159V62H162V61H160V58L161 57H157ZM207 58V59H206ZM208 58H210V59H208ZM212 58H213V60H212ZM251 58H253V59H251ZM230 59V60H229ZM251 59V60H250ZM89 60V61H88ZM110 60V59H109ZM157 60L159 61V62H157ZM229 60V61H228ZM255 62H254V61ZM18 60H14V61H12V65H13V67H18L19 66V64H20V61H19V64H18V62H17ZM58 61V60H57ZM57 61H54L51 65H49V66H43V67H40L41 65L40 64H35V65H33V67H31V69L29 70V72H25V73H27V74H23L24 76H22V74L21 75H19L20 76V78H18V80H16V84H18V83H24V79H25V82H37L38 81V83L41 81V79H43L44 77H48L49 75H51V74H55L56 72H59V70L60 71H64V72H66V69L65 70H61L60 69V67H63V66H59V65H61L62 64V61L61 60H59L58 62ZM74 61H75V59H74ZM94 61V62H93ZM218 61V62H217ZM247 61V62H246ZM248 61L250 62L249 64H248ZM251 61H253V62H251ZM14 62V63H13ZM216 62V63H215ZM239 62H240V64H239ZM245 62H246V64H245ZM16 63H17V65H16ZM60 63V64H59ZM205 63V64H204ZM218 63V64H217ZM245 64V67H243V65ZM255 63L257 64V66L255 67L254 65H255ZM161 64V63H160ZM201 64V65H200ZM226 64V65H225ZM15 65V66H14ZM161 65H163V63L161 64ZM206 65V66H205ZM217 65V66H216ZM160 66V65H159ZM194 66V67H193ZM202 66H204L203 68H202ZM208 66V67H207ZM251 66V67H250ZM259 67V68H258ZM55 68V69H54ZM189 68H191V69H189ZM227 68V69H226ZM229 68H231V69H229ZM234 68V69H233ZM247 68H248V70H247ZM264 68V67H263ZM204 69V70H203ZM215 69V70H214ZM253 69V70H252ZM214 70V71H213ZM234 70V71H233ZM255 70L257 71L256 72V74H257V77H258V80L259 81H257V82H259V84L257 85V87L256 88H254L252 91H248L249 92V94L246 92V93H242V92H239V91H237L238 89H237V85L238 84H241L242 82V80L244 81L246 78H249V75L251 74H253L254 72H255ZM207 71V72H206ZM213 71V72H212ZM230 71V72H229ZM253 73H252V72ZM261 71V70H260ZM75 72V71H74ZM73 72V73H74ZM204 72V73H203ZM223 74H222V73ZM29 73V74H28ZM207 73V74H206ZM211 73V74H210ZM229 73V74H228ZM236 73V74H235ZM247 73V74H246ZM57 74V73H56ZM76 74V73H75ZM228 74V75H227ZM30 75V76H29ZM32 75V76H31ZM77 75L78 74H76L75 76H74V78H77ZM214 75V76H213ZM215 75H216V77H215ZM255 75V74H254ZM18 76V77H19ZM191 76V77H190ZM202 77V78H205V80H207L206 82H204L203 84H201V85H198L197 84V81H196V79H199V77ZM30 77V78H29ZM35 77H37V78H35ZM200 77V78H201ZM207 77H209L208 79H207ZM256 77V76H255ZM35 78V79H34ZM73 78V77H72ZM71 78V79H72ZM190 78V79H189ZM211 78V79H210ZM213 78V79H212ZM3 80V78H1L0 77V90L2 91H0V98H1V101H0V107H1V105H2V107L4 106V107H7L8 105L10 106V104L9 103H11L10 101H13L12 99H17L18 100V98L20 99L21 98V96H18V95H21V94H19V93H17V92H14V93H16L17 94V96H15L14 94H12L11 96L10 95H5V94H3L4 92H3V90H2V87L3 86H1L2 85V80ZM20 79V80H19ZM22 79H23V81H22ZM30 79V80H29ZM210 79V80H209ZM216 79H218V80H216ZM220 79H221V81H220ZM235 79V80H234ZM72 80H74V79H72ZM208 80H209V82H208ZM208 82V83H207ZM211 82V83H210ZM217 82H220V83H222V84H224V95H226V97L228 98V99H231L230 97L232 96H234V98H232V99H235L236 100V103H232V104H230L231 106H228V108H227V106L226 107H221L222 109L221 110H218L217 108H219L218 106H220L221 104L218 102V98L215 100V103L213 104V102H211L212 101V98L213 97H211V96H213V94L214 93H212L213 91H214V89H215V87H214V85H213V83L215 84V83H217ZM235 82V83H234ZM239 82H241V83H239ZM228 83V84H227ZM234 83V84H233ZM229 84H231V85H229ZM19 85V84H18ZM207 85V86H206ZM233 85V86H232ZM236 85V86H235ZM259 85L261 86V87H259ZM19 86H21V85H19ZM82 85H79V87H81ZM208 88H206V87ZM210 86V87H209ZM214 87V89H212L213 87ZM228 86H229V89H228ZM18 87V86H17ZM189 87V88H188ZM234 87V88H233ZM203 88V89H202ZM142 89H144V88H142ZM210 89H212V90H210ZM256 89H257V91H256ZM146 90V89H145ZM226 90V91H225ZM239 90H241V89H239ZM210 91H212V92H210ZM260 91H261V94H260ZM210 93V95L208 94V93ZM256 92H257V94H256ZM146 93V92H145ZM174 95H173V94ZM205 93V94H204ZM238 93V94H237ZM239 93H241V94H239ZM253 93V94H252ZM258 93H259V96H258ZM212 94V95H211ZM228 94V95H227ZM247 94V95H246ZM3 95H5V96H7L6 98H5V96H3ZM150 95H151V91H150ZM149 95V96H150ZM153 95H155L156 96V94L154 93ZM163 95V94H162ZM162 95H161V93L160 94H158L157 96L158 97H155V96H153L154 97V100H157V99H159L160 97H162ZM215 95H216V92H215ZM214 95V96H215ZM2 96V97H1ZM8 96H9V98L11 99H9L8 100ZM15 97V98H12V97ZM99 96V95H98ZM144 96H145V99L143 100L142 99V97L144 98ZM148 96V97H149ZM203 96H204V98H203ZM207 96V97H206ZM248 96H255V98H258V102H256L255 100V102L257 103V105L258 106H256V103L255 104H253V105H250L249 104V102L251 101V100H249V97ZM256 96H258V97H256ZM262 96V97H261ZM210 97H211V100H210ZM217 97V96H216ZM215 97V98H216ZM260 97V98H259ZM198 98V99H197ZM7 99V100H6ZM136 99V98H135ZM142 99V103H141V101H139L140 103H138V102H136V101H138V100H141ZM147 99V100H146ZM6 100V101H5ZM214 100V99H213ZM248 101V103H247V101ZM148 101V102H147ZM160 101V100H159ZM188 101V102H187ZM245 103H244V102ZM253 101V102H254ZM4 102V103H3ZM193 102V103H192ZM201 102V103H200ZM206 102V103H205ZM216 102L217 103H219L218 104V106H217V104H216ZM240 102V103H239ZM244 104H243V103ZM159 103H161V104H159ZM239 103V104H238ZM251 104H252V102H250ZM6 104V105H5ZM8 104V105H7ZM162 104H164V106L162 105ZM187 106H186V105ZM216 104V105H215ZM240 104H242V105H240ZM160 105H162V106H160ZM215 105V106H214ZM235 105V106H234ZM241 106L242 107V110H241V112L238 110V108H236V106ZM246 105H247V107H246ZM260 105H261V107H260ZM133 106V105H132ZM158 106V107H157ZM191 106V107H190ZM198 106V107H197ZM222 106V105H221ZM251 107V109H250V107ZM1 107V108H2ZM139 107V106H138ZM210 107V108H209ZM216 107V112H214L215 111V108ZM234 107H235V110H234ZM240 107V108H241ZM64 108H66L65 109V111H68V107H64ZM213 108V109H212ZM225 108H226V110H225ZM233 108V109H232ZM247 108V109H246ZM63 109V108H62ZM60 110V112H62L63 110ZM142 109V108H141ZM140 109V110H141ZM207 109V110H206ZM250 109V110H249ZM254 109H256V111L258 110H260V113L261 114H259V112H256ZM222 110H224L223 112H222ZM229 110H232V112H234L233 114H235L236 116L239 114V117H241L240 119H238L239 117L237 116V118L235 119V115L233 116L232 115V113L229 111ZM237 110H238V113H236L237 112ZM255 112H254V111ZM212 111H213V113H212ZM236 111V112H235ZM117 112V111H116ZM153 112V113H152ZM197 112V113H196ZM209 112V113H208ZM226 112L227 113H229V114H226ZM240 112V113H239ZM253 112V113H252ZM23 113V114H22ZM168 113V114H167ZM199 113V114H198ZM245 113H248V114H250V115H247V114H245ZM28 114V115H27ZM118 114H120L119 112H118ZM198 114V115H197ZM212 114V115H211ZM214 114V115H213ZM215 114H217L218 116H215ZM252 114H259L258 116L256 115H252ZM22 115V116H21ZM183 115V119L185 120V125L184 126H182V124H181V122H180V119H178L180 116H182ZM211 115V116H210ZM243 115V116H242ZM244 115H247L248 117V119H246V118H244L245 116ZM119 116V115H118ZM199 116V117H198ZM206 116V117H205ZM215 116V117H214ZM226 116V117H225ZM227 116H229L228 118H229V120L232 118V123L234 122V121H236L237 123H238V121H237V119L240 121V120H242V117L244 118V120L243 121H240V124L238 123V125L239 126H241V124L242 123H244L242 126L244 127V128H246L247 127V125H246V123L248 124V127H247V129H245L244 130V128H242V127H239V126H236L235 127V125L237 124H235V122L232 124V125H230L231 124V122L230 123H228V124H225L226 122H227V120H228V118H227ZM232 116V117H231ZM7 117H9V118H7ZM126 117V118H125ZM144 117V118H143ZM171 117V118H170ZM201 117H204V118H201ZM234 117V118H233ZM28 118H29V120H28ZM118 118V119H117ZM211 118H212V120H211ZM224 118H226L227 120H222V119H224ZM250 118V119H249ZM255 118H252V120L254 119L255 120ZM33 119V120H32ZM209 119L211 120V121H209ZM213 119H215V120H213ZM218 119V120H217ZM171 120V121H170ZM194 121V122H192V121ZM229 120H228V122H229ZM234 120V121H233ZM246 120V121H245ZM248 120V121H247ZM255 120V121H256ZM260 120V119H259ZM259 120H257V121H259ZM23 121V122H22ZM31 121L33 122V123H31ZM124 121H126V123L124 122ZM137 121V120H136ZM160 121V122H159ZM170 123H169V122ZM215 121V122H214ZM223 121V122H222ZM256 121V122H257ZM261 121V120H260ZM7 122V123H6ZM18 122V123H17ZM118 122H120V123H118ZM220 122V123H219ZM242 122V123H241ZM252 122V121H251ZM251 122H250V124H251ZM262 122V121H261ZM121 123H122V127L120 126L121 125ZM126 125H125V124ZM134 123V124H133ZM199 123V124H198ZM253 123L254 122H252V124H251V126L253 125ZM128 124H129V126H128ZM131 124H133L134 126H132V128H130L131 127ZM177 124V125H176ZM220 124V125H219ZM226 125V127H224V128H222V129H220L221 127H223L222 125ZM259 124H261L260 122L258 123L257 122V124L256 125H259ZM16 125H18V126H16ZM32 125V126H31ZM125 125V126H124ZM138 125V126H137ZM194 125V126H193ZM208 125V126H207ZM211 125H213V126H211ZM254 125H255V123H254ZM34 126H35V131H34ZM124 126V127H123ZM180 126V127H179ZM193 126V127H192ZM246 126V127H245ZM109 127H110V129H109ZM117 127V128H116ZM122 128V130H121V128ZM182 127V128H181ZM217 127V128H216ZM252 127H254V126H252ZM252 127H250V129L249 130H252ZM30 128H32L31 130H30ZM119 128V129H118ZM125 128V129H124ZM134 128V129H133ZM136 128H138L137 130H136ZM212 130H211V129ZM228 128V129H227ZM235 128V129H234ZM238 128V129H237ZM127 129V131H125ZM130 129L132 130L131 132H130ZM157 129V130H156ZM210 129V130H209ZM214 129V130H213ZM216 129V130H215ZM225 129H227L226 131H225ZM240 129V130H239ZM243 129V131H241ZM2 130V131H1ZM30 130V131H29ZM33 130V131H32ZM121 130V131H120ZM218 130V131H217ZM220 130V131H219ZM88 131H89V135L87 134H85V133H88ZM121 133H120V132ZM137 131V133L138 134H134V132H136ZM186 131V132H185ZM212 131V132H211ZM222 131H224V132H222ZM229 131V132H228ZM234 131V132H233ZM238 132V133H236V132ZM108 132H109V134H108ZM111 132H115V134H113V133H111ZM116 132H118V133H116ZM128 132L130 133V134H128ZM177 132V133H176ZM207 132V133H206ZM240 132V133H239ZM244 132V133H243ZM247 132H249V134H250V132L251 131H248L247 130ZM36 133V134H35ZM77 133V134H76ZM82 133V134H81ZM132 133H133V137H132ZM148 133V134H147ZM201 133V134H200ZM226 133H229L227 136L225 135ZM231 133V134H230ZM39 134V135H38ZM41 134V135H40ZM118 134L120 135L119 137H118V139H116L117 137L116 136H118ZM125 134L126 135H128V136H125ZM211 134V135H210ZM224 134V135H223ZM235 134V135H234ZM236 134H240V135H238V136H236ZM25 137H23V136ZM32 135V136H31ZM81 135V136H80ZM90 135H92V136H90ZM130 135V136H129ZM158 135V136H157ZM202 135H204V136H202ZM221 135H223V136H221ZM234 135V136H233ZM241 135H242V137H241ZM257 135H259V134H257ZM38 136V137H37ZM49 137H50V135H48ZM78 136V137H77ZM98 136V137H97ZM110 138H109V137ZM124 136H125V138H124ZM150 136V137H149ZM172 136V137H171ZM180 136V137H179ZM224 136H226V139H225V137ZM243 136H244V140H245V142H244V140L242 139L243 138ZM247 136V138H245ZM259 136H261V135H259ZM23 137V138H22ZM40 137V138H39ZM95 137V138H94ZM96 137H97V139L98 138H101L100 140L98 139H96ZM211 137V138H210ZM220 137V138H219ZM31 138V139H30ZM39 138V139H38ZM48 138V137H47ZM76 138H78V140L76 139ZM83 138V139H82ZM89 138V139H88ZM91 138V139H90ZM113 138H114V141H113ZM121 138V139H120ZM130 138V139H129ZM144 138V139H143ZM156 138V139H155ZM166 138V139H165ZM174 138V139H173ZM190 138V139H189ZM205 138H206V141H205ZM232 138V139H231ZM234 138V139H233ZM22 139V140H21ZM37 139V140H36ZM45 139V143H44V140ZM62 139H63V141H62ZM72 139H74V140H72ZM76 139V140H75ZM129 139V140H128ZM186 139V140H185ZM198 139V140H197ZM204 141H202V140ZM211 139V140H210ZM215 139V140H214ZM216 139H217V141H216ZM235 139H236V141H235ZM239 139V140H238ZM242 139V140H241ZM81 140V141H80ZM96 140H97V142H96ZM104 140H105V142H104ZM110 140V141H109ZM121 141V143H119V141ZM155 140V141H154ZM177 140V141H176ZM212 140H214V141H212ZM229 140V141H228ZM234 140V141H233ZM252 140H255V142L254 141H252ZM256 140H260V141H257L256 142ZM43 141V142H42ZM65 141H68V142H65ZM75 143H74V142ZM247 141H249V142H247ZM37 142V143H36ZM50 142V143H49ZM53 142V143H52ZM71 142H73L72 143V145H70V143ZM95 142L97 143V144H95ZM101 143V145L99 144V143ZM110 142H112V143H110ZM114 142L115 143H117V144H115V146L114 145H112V144H114ZM160 142V143H159ZM196 142H197V144H196ZM251 142H252V144H253V142L255 143V144H253V145H255L256 146V148L251 144ZM3 143V144H2ZM42 143H44V144H42ZM49 143V144H48ZM52 143V144H51ZM64 143V145H62ZM68 143V144H67ZM88 143H90V145L88 144ZM105 143V144H104ZM109 143V144H108ZM133 143V144H132ZM151 143V144H150ZM153 143V144H152ZM164 143V144H163ZM201 143V144H200ZM206 143V144H205ZM213 143V144H212ZM237 143V144H236ZM241 143H244L243 145L241 144ZM58 144H59V146H58ZM77 144H80V145H77ZM83 144V145H82ZM94 144V145H93ZM104 144V145H103ZM111 144V145H110ZM211 144V145H210ZM218 144V145H217ZM240 144V145H239ZM245 144H247V145H245ZM248 144H250V145H248ZM256 144H258V145H256ZM23 145V146H22ZM28 145V146H27ZM51 145V146H50ZM55 147H54V146ZM62 145V146H61ZM92 145V146H91ZM107 147H106V146ZM111 147H110V146ZM121 145V146H120ZM133 145H135V146H133ZM163 145V146H162ZM164 145H165V147H164ZM173 145V146H172ZM207 145V146H206ZM238 145V146H237ZM261 145H262V147H261ZM42 146H44V147H42ZM46 146V147H45ZM72 146V147H71ZM99 146V147H98ZM102 146V147H101ZM105 146V147H104ZM112 146H114V147H116V148H114V147H112ZM119 146H120V148H119ZM155 146H157V147H155ZM205 146V147H204ZM222 146V147H221ZM247 147V149H246V147ZM252 146H253V148H252ZM28 147V148H27ZM69 147V148H68ZM81 147V148H80ZM92 147V148H91ZM93 147H95L96 148V150H97V152L101 155V152H102V155H103V153L105 152L106 154H108L107 156H111V155H114V153L113 152H115V153H117V154H115L116 155V157H115V155H114V157H110V160H109V157H107L106 158V154L104 153V155H103V157H102V160H99V158L101 159V156H99V158L97 159L96 158V156L97 155H95V153L97 154V152H95L96 150H94L93 149ZM108 147H110V149H111V151L109 150L108 152H106V150L107 149H109ZM126 147V148H125ZM136 147H139V148H136ZM147 147V148H146ZM185 147V148H184ZM241 147H244L245 148V150H244V148H241ZM4 148H5V150H4ZM48 148H50V149H48ZM63 148V149H62ZM72 150H71V149ZM102 148H105L106 150H104V149H102ZM112 148H114L113 150H112ZM121 150H119V149ZM130 148V149H129ZM135 150H133V149ZM204 148H206V150L204 149ZM231 148V149H230ZM3 149V150H2ZM8 149V150H7ZM26 149V150H25ZM32 149V150H31ZM53 151H52V150ZM68 149V150H67ZM90 149V150H89ZM101 149V150H100ZM126 149H127V151H126ZM142 149V150H141ZM145 149H146V151H145ZM237 149H239V150H237ZM253 149V150H252ZM260 149V150H259ZM19 150V151H18ZM65 150H67V151H65ZM80 150V151H79ZM91 150L94 152H92L91 153ZM129 150H131V151H133V152H131V151H129ZM140 152H139V151ZM2 151V152H1ZM28 151V152H27ZM45 151V152H44ZM48 151H50V152H48ZM55 151V152H54ZM58 151H60V153H61V155H60V153L58 152ZM101 151V152H100ZM124 151V152H123ZM194 151H196V153H193ZM198 151V152H197ZM199 151H201V152H199ZM21 152H27L25 155H24V153L22 154ZM58 152V153H57ZM65 152V153H64ZM83 152V153H82ZM86 152V153H85ZM110 152V153H109ZM125 152H126V155H125ZM264 152V151H263ZM10 153L12 154V155H10ZM57 153V154H56ZM88 153V154H87ZM121 153V154H120ZM224 153V154H225ZM55 154V155H54ZM77 154V155H76ZM90 154H92L93 156L95 155V157H93L92 155H90ZM98 154V155H99ZM129 154V155H128ZM196 154H197V156H196ZM225 154V155H226ZM260 154V153H259ZM88 155V156H87ZM214 155H215V153H214ZM32 156V157H31ZM52 156V157H51ZM65 156H67V157H65ZM105 156V157H104ZM120 156V157H119ZM123 156V157H122ZM126 156V157H125ZM198 156H199V158H198ZM11 157V158H10ZM46 157V158H45ZM94 159L95 158V160L97 159V161L100 163V166H101V169L99 170L98 169V171H100L101 172V174H100V172H99V174H98V171H97V169L96 168H94V167H96V166H98L99 167V165H97V164H99L97 161H95V160H92V158ZM9 158V159H8ZM57 158V159H56ZM88 158V159H87ZM91 158V159H90ZM104 158V159H103ZM106 158V159H105ZM113 158H114V160H113ZM121 158V159H120ZM195 158V159H194ZM24 159V160H23ZM57 161H56V160ZM66 159V160H65ZM116 159V160H115ZM118 159V160H117ZM123 159V160H122ZM88 160H90V161H88ZM94 161L93 163H95V164H92V161ZM107 160V161H106ZM108 160H109V163H108ZM22 161V162H21ZM29 161V162H28ZM63 161V162H62ZM80 161H82V163L80 162ZM87 161H88V163H87ZM102 161H104V162H102ZM121 161V162H120ZM127 161H128V163H127ZM101 162L103 163L102 165H101ZM108 164H107V163ZM123 162V163H122ZM126 162V163H125ZM5 163V164H4ZM9 163H12V164H9ZM83 163H87L86 165L85 164H83ZM97 163V164H96ZM115 163H117V165L115 164ZM120 163V164H119ZM9 164V165H8ZM23 164V165H22ZM35 164V165H34ZM90 164V165H89ZM107 164V165H106ZM118 164H119V166H118ZM91 165H93L92 166V170L90 169V166ZM104 165V166H103ZM5 166H7V167H5ZM19 167V170H18V167ZM35 166V167H34ZM38 166H39V168H38ZM103 166V167H102ZM28 167H30V168H28ZM32 167H34V168H32ZM41 167V168H40ZM43 167V168H42ZM64 167V168H63ZM97 167V168H98ZM127 167V168H126ZM36 168V169H35ZM86 168H87V170H86ZM124 168H126L125 169V171H124ZM31 169V170H30ZM32 169H33V172L36 174V175H34V177H32L31 179H29L27 182H26V185L25 186H23L24 188H22L20 185H21V179L23 180V177L25 176V173H30V171H32ZM43 171H42V170ZM118 169V170H117ZM120 169V170H119ZM26 170V171H25ZM27 170H28V172H27ZM116 170V171H115ZM19 171V172H18ZM37 171V172H36ZM64 171V172H63ZM87 173H86V172ZM123 171V172H122ZM23 172V173H22ZM43 172V173H42ZM45 172V173H44ZM89 172H92V173H89ZM95 172V173H94ZM115 172H117V173H115ZM20 173V174H19ZM56 175H55V174ZM86 175H84V174ZM9 174V175H8ZM19 174V175H18ZM102 174L104 175V177L102 176ZM119 174H120V176H119ZM43 175V176H42ZM58 175H64V176H58ZM98 175H100V177L98 176ZM121 175H123V176H121ZM46 176V178L47 179H49V180H51L53 177V179L52 180H54V182H55V180H56V184H57V188H58V190H63V200H64V202L65 203H67V204H71L72 206H74V205H77L76 207L74 206V207H72L73 208V212H71V214H67V216H66V214L65 215H63L62 217L63 218H61V217H55V219H54V217H53V215H52V207H51V205H50V208H48L49 207V204L47 205V202L45 201L46 199H44L43 198V196H42V191H43V187H44V183H43V181H42V179H40V177H45ZM95 176V177H94ZM101 176H102V178H101ZM7 177H9V178H7ZM17 177V178H16ZM38 177V178H37ZM58 177L59 178H61V179H58ZM93 177H94V179H93ZM98 178V179H97ZM103 179V180H102ZM34 180V181H33ZM94 180H96V182H94ZM108 181V182H106V181ZM39 181H41V182H39ZM58 181V182H57ZM85 181V182H84ZM234 181V180H233ZM235 182V181H234ZM233 182V184H232V187H231V189L233 188V186H235V183ZM41 184H42V186H41ZM100 184V185H99ZM106 184V185H105ZM109 184V185H108ZM58 185H59V187H58ZM76 185V186H75ZM92 185H97L98 187L100 186V188H102V189H104V191H101V193L100 192H98L97 193V191L95 192V191H93V189H92ZM108 185V186H107ZM106 186L108 187L107 189H106ZM13 188V189H12ZM42 190H41V189ZM61 188V189H60ZM65 188H66V190H65ZM82 188H84V189H82ZM27 190V191H26ZM90 190V191H89ZM39 191V192H38ZM41 191V192H40ZM86 191V192H85ZM91 191H93L94 192V194H92L93 192H91ZM231 192V194H230V196H227L225 199L224 198H222V196H221V199L225 202V200H227V199H229L230 197H232L233 195V197H232V199H234V197H235V187L232 189V190H230ZM90 192V193H89ZM99 193L100 194H102L101 196H97V195H99ZM37 194V195H36ZM39 194H40V196H39ZM81 194V195H80ZM82 194L83 195H85V202L83 201V199L82 198H80V196L81 197H84V196H82ZM88 195H89V198H88ZM232 195V196H231ZM28 196V197H27ZM39 196V200H40V204L39 203H36L37 204V208H39V205H41L40 206V210L39 209H37V208H35V202L34 201H38V197ZM72 196V197H71ZM95 196L96 197H101V198H96V200L95 199H93V198H95ZM106 196V195H105ZM33 197V198H32ZM68 197V198H67ZM75 197V198H74ZM80 199H79V198ZM92 197V198H91ZM17 198V199H16ZM21 198V199H20ZM36 198H37V200H36ZM67 199V202H66V199ZM78 199V201H77V199ZM90 198H91V200H90ZM103 198V199H102ZM106 199H108V197L106 196L105 197ZM15 199V200H14ZM20 199V200H19ZM23 199V200H22ZM26 199V200H25ZM102 199V200H101ZM220 199V200H221ZM231 199V198H230ZM8 200V201H7ZM10 200V201H9ZM22 200V201H21ZM71 200V201H70ZM81 200V201H80ZM94 200V201H93ZM220 200H217L216 202H221ZM33 201V202H32ZM91 203H90V202ZM99 201H101V204H100V202ZM104 201V200H103ZM105 201H107V200H105ZM20 202V203H19ZM42 202H44V204H42ZM76 202H78L77 204H76ZM94 202H95V204H94ZM4 203V204H3ZM45 203H46V205H47V207H46V205H45ZM49 203V202H48ZM75 203V204H74ZM83 203V204H82ZM89 203H90V205H89ZM107 203V202H106ZM209 203V202H208ZM207 203V204H208ZM221 203H223V202H221ZM25 204V205H24ZM29 206H28V205ZM74 204V205H73ZM80 204V205H79ZM84 205V206H83ZM79 206H80V208H79ZM82 206V207H81ZM94 206V209L92 208ZM44 207V208H43ZM78 207V209L75 211L74 210V208L76 209ZM91 207V208H90ZM35 208V209H34ZM45 208H47L48 209V211H47V209H46V211L47 212H49V213H47L46 211H45ZM71 208V207H70ZM71 208V209H72ZM90 208V209H89ZM102 208H103V205H102ZM126 208H128V210L126 209ZM32 209V210H31ZM44 209V210H43ZM91 209H92V212L94 211V213L96 214V216L94 215V213H92L91 212ZM125 209V210H124ZM129 209H130V211H129ZM37 212H36V211ZM43 210V213H41V211ZM80 210V211H79ZM127 210V211H126ZM2 211V212H1ZM9 211V212H8ZM129 211V212H128ZM40 212V213H39ZM54 212V211H53ZM5 213V214H4ZM46 214V216H43V217H41L40 218V214L41 215H43V214ZM70 213V212H69ZM75 213H76V215H75ZM98 213V212H97ZM130 213V214H129ZM51 214V216L49 217V215ZM55 214V213H54ZM94 215V217H93V215ZM129 214V215H128ZM139 214V213H138ZM69 216H72V217H69ZM98 216V217H97ZM124 216H127V217H125L126 219H124ZM128 216H129V218H128ZM134 216H136L135 218H134ZM38 217V218H37ZM95 217H97L98 219H95ZM100 217V218H99ZM122 217H123V219H122ZM175 217H178V216H175ZM5 218V219H4ZM43 218V219H42ZM45 218L47 219V220H45ZM65 218V219H64ZM66 218H68V219H66ZM14 219V220H13ZM49 219V220H48ZM52 219V220H51ZM58 219V221H56ZM60 219V220H59ZM63 219V220H62ZM93 219H94V221H93ZM123 221H122V220ZM47 221V223H45V221ZM132 220H133V223H131L132 222ZM56 221V222H55ZM60 221H61V223H60ZM71 221V222H70ZM97 221V222H96ZM139 221V222H138ZM40 222V223H39ZM43 222V223H42ZM59 222V223H58ZM129 223V226H128V223ZM135 222V223H134ZM13 223V224H12ZM18 223V224H17ZM52 223V224H51ZM97 223V224H96ZM107 223V224H106ZM140 223H141V225H140ZM46 224V225H45ZM48 224V225H47ZM70 224V226H68ZM86 224H87V226H86ZM109 224V225H108ZM125 224V225H124ZM132 224V225H131ZM138 224V225H137ZM27 225V226H26ZM31 225H32V227H31ZM57 225L59 226V228L57 227ZM81 225V226H80ZM94 225V226H93ZM106 225H108V227H109V229H107L108 227L106 226ZM121 226V227H119V226ZM140 225V226H139ZM30 226V227H29ZM39 226V227H38ZM51 226V227H50ZM57 227L56 229L54 228V227ZM96 226V227H95ZM110 226L112 227V228H110ZM125 226H127V227H125ZM131 226V227H130ZM137 226H139V227H137ZM41 227V228H40ZM43 227V228H42ZM94 227V228H93ZM118 227H119V229H118ZM125 227V228H124ZM133 227L135 228L136 227V229L135 230H133ZM20 228V229H19ZM62 228V229H61ZM66 228H67V230H66ZM84 228V229H83ZM116 228V229H115ZM122 228H124V230H122ZM32 230V229H34V231L32 230V231H29V230ZM49 229V230H48ZM61 229V230H60ZM78 229V230H77ZM82 229V230H81ZM121 229V230H120ZM139 229H140V231H139ZM21 230V231H20ZM26 230V231H25ZM42 230V231H41ZM51 230V231H50ZM133 230V231H132ZM142 230V231H141ZM143 230H145V231H143ZM149 231H150V229H148ZM74 231V232H73ZM92 231V232H91ZM107 231H108V233H107ZM111 231V232H110ZM128 231H130V234H129V232ZM10 232V233H9ZM13 232H15V233H13ZM29 232V233H28ZM30 232H34V233H32V235L33 236H31L30 234ZM37 232V233H36ZM66 232V233H65ZM99 234H98V233ZM134 232V233H133ZM12 233H13V235H12ZM122 233V234H121ZM136 233V234H135ZM11 234V236H9ZM70 234V235H69ZM129 234V235H128ZM132 234H134L133 236H132ZM23 235H25V236H23ZM28 235H30L31 236V238H30V236H28ZM53 235V236H52ZM124 235H126V236H124ZM131 235V236H130ZM16 236H18V237H16ZM48 236V237H47ZM63 236V237H62ZM97 236V237H96ZM150 237L151 236H153V234L151 233L150 235H149ZM191 236H193V237H195V234L194 233H191ZM10 237H12L11 239H13V240H11L10 239ZM14 237H16V238H14ZM68 237V238H67ZM129 237V238H128ZM149 237V238H150ZM34 238V239H33ZM65 238V239H64ZM83 238V239H82ZM134 238V240H132ZM153 238V237H152ZM152 238H150V240H152L153 241V239ZM23 239V240H22ZM25 239V240H24ZM32 239V240H31ZM45 239V240H44ZM54 239V240H53ZM58 239V240H57ZM129 239V240H128ZM17 240V241H16ZM19 240H21V241H19ZM36 240V241H35ZM121 240V241H120ZM134 241V242H136V240H137V242L134 244V243H132V242H130V241ZM13 241V242H12ZM61 241V242H60ZM89 241V242H88ZM19 242V243H18ZM45 242H47V243H45ZM63 242V243H62ZM74 242V243H73ZM132 243L131 245H130V243ZM36 243V244H35ZM121 243H123V244H121ZM22 244H24V243H22ZM126 244V245H125ZM15 245V244H14ZM128 245V247H126ZM130 245V246H129ZM135 245V246H134ZM56 246V247H55ZM78 246V247H77ZM120 246V247H119ZM125 246V247H124ZM44 247V248H43ZM73 247V248H72ZM46 248H47V250H46ZM129 248V249H130ZM43 249V250H42ZM84 249V250H83ZM123 249V250H122ZM4 250H7V249H3V251H0L2 254H1V257H0V259L1 260H4L5 259V257L7 256L5 253V256H4V254H3V252H4ZM116 250V251H115ZM71 251V252H70ZM83 251V252H82ZM112 251L114 252L115 251V253L113 254L112 253ZM119 251H121V252H119ZM125 251H126V249H125ZM6 252V251H5ZM54 252H56L55 254H54ZM92 252V253H91ZM44 253V254H45ZM104 253V254H103ZM106 253V254H105ZM111 253V254H110ZM120 253V254H119ZM122 253V254H121ZM82 254V255H81ZM85 254V255H84ZM108 254V255H107ZM154 254V255H153ZM3 255V256H2ZM74 255V256H73ZM84 255V256H83ZM94 255V254H93ZM18 256H20V257H18ZM108 256H109V258H108ZM121 256H122V259H121ZM3 257H4V259H3ZM52 258V259H51ZM74 260H73V259ZM107 259V260H106ZM0 260V263L1 264H3L2 262H4V261H1ZM39 260V259H38ZM49 260V261H48ZM109 260V261H108ZM35 261V262H34ZM37 261V262H36ZM105 261V262H104ZM151 261L153 262V263H151ZM28 262V263H27ZM67 262H70V263H67ZM154 263V264H155ZM162 264H164V263H162Z\"/></svg>", "mask_w": 264, "mask_h": 264}]
</instances>
